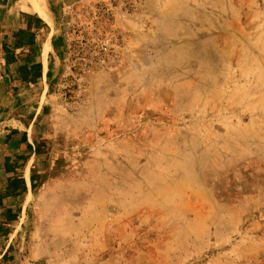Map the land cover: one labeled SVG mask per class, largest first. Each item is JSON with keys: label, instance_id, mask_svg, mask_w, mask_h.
<instances>
[{"label": "rangeland", "instance_id": "rangeland-1", "mask_svg": "<svg viewBox=\"0 0 264 264\" xmlns=\"http://www.w3.org/2000/svg\"><path fill=\"white\" fill-rule=\"evenodd\" d=\"M20 261L264 264V0H80Z\"/></svg>", "mask_w": 264, "mask_h": 264}, {"label": "crops", "instance_id": "crops-1", "mask_svg": "<svg viewBox=\"0 0 264 264\" xmlns=\"http://www.w3.org/2000/svg\"><path fill=\"white\" fill-rule=\"evenodd\" d=\"M80 0H0V264L20 261L44 120L66 51L63 14Z\"/></svg>", "mask_w": 264, "mask_h": 264}, {"label": "bare ground", "instance_id": "bare-ground-1", "mask_svg": "<svg viewBox=\"0 0 264 264\" xmlns=\"http://www.w3.org/2000/svg\"><path fill=\"white\" fill-rule=\"evenodd\" d=\"M38 1V3H39V6L41 7V8H44V0H37Z\"/></svg>", "mask_w": 264, "mask_h": 264}]
</instances>
